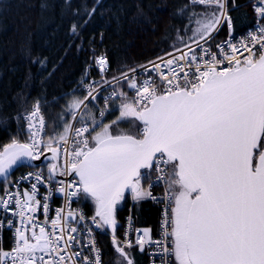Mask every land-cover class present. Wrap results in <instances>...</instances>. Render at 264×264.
Here are the masks:
<instances>
[{"label": "snow or ice", "instance_id": "6c2138e0", "mask_svg": "<svg viewBox=\"0 0 264 264\" xmlns=\"http://www.w3.org/2000/svg\"><path fill=\"white\" fill-rule=\"evenodd\" d=\"M191 3L213 9L190 17L194 26L188 39L203 55L198 56L196 49L185 44L188 51L177 48L179 55L170 52L166 53L169 58H158L160 63L150 62L162 86L150 78L138 82L135 69L130 70L132 76L123 73L135 97L130 99L127 93L114 89L105 97L100 115L116 97L120 100L119 116L111 124L101 125L89 113L94 125L91 131L81 117L82 127L65 123L63 131L45 144L39 136L44 121L38 105L34 106L26 117L28 142L13 139L0 151V176L6 177L13 166L24 161L40 160L43 151L58 160L63 149L64 165L49 164L47 181H54L57 175L78 177L68 183L60 181L56 191L66 201L82 193L95 202L92 224L97 229L112 230L115 251L126 264H134L125 251L133 246L127 239L128 232L123 243L115 236L117 205L125 199L126 191L134 203L152 199L166 205L162 239L153 241L148 228L136 230V244L141 251L146 244L154 243L160 254L173 255L177 264H264V26L250 35L252 47L241 41L248 52L247 56L241 53L242 59L237 58L240 49L236 45L228 43L229 53L217 45L221 60L204 49L200 41L210 39L225 21L231 30L225 0ZM256 12L264 17V0ZM256 45L260 47L258 56ZM224 61L229 66L218 68ZM96 62L104 71L106 57H98ZM88 88L83 99L73 98L67 105L73 118L76 110L86 108L85 101L97 98V87L90 84ZM129 118L143 125L138 135L112 133V125ZM37 120L38 127L34 123ZM153 167L159 174L156 180L151 177ZM33 177L36 183L30 191L7 193V198H0V209L20 218L14 247L10 251L0 248V264H80L82 253L72 251L73 244H80L74 235L79 229L69 220H83V214L70 207L66 212L57 209L50 222L52 231L38 225L33 214L40 207L45 214L48 212L51 193L41 204L37 185L46 183L42 174L28 173L20 180ZM145 179L150 182L148 189L142 185ZM158 182L166 184L162 198L153 196L150 190ZM130 221L131 217L129 230ZM8 224L11 227L12 221ZM37 227L39 232L35 231ZM91 231L89 228V243L84 247H91L94 259L84 256L83 264H101Z\"/></svg>", "mask_w": 264, "mask_h": 264}, {"label": "trees", "instance_id": "16d2710c", "mask_svg": "<svg viewBox=\"0 0 264 264\" xmlns=\"http://www.w3.org/2000/svg\"><path fill=\"white\" fill-rule=\"evenodd\" d=\"M251 1L225 0L232 28L222 23L207 41L213 45L230 31L238 33L251 26ZM211 10L189 0H0V149L13 139L25 140L22 114L34 100L40 102L46 118L45 141L62 132L73 117L67 105L73 98L83 99L81 83L98 74L94 59L99 52H104L109 62L107 77H119L191 41L188 38L194 25L190 17ZM127 82L114 81L97 95L99 100L108 90L129 93ZM86 108L96 120L93 103H87ZM80 112L78 124L81 117L83 123H92ZM116 112L111 105L103 124ZM24 168L20 166L0 181V192ZM85 196L82 194L81 204L92 214ZM134 210L138 226L155 228V205L140 201ZM116 217L121 222L122 208ZM98 240L103 264H113L116 251L112 240L104 234H99ZM127 253L134 264H145L142 253Z\"/></svg>", "mask_w": 264, "mask_h": 264}, {"label": "built area", "instance_id": "2783aa9c", "mask_svg": "<svg viewBox=\"0 0 264 264\" xmlns=\"http://www.w3.org/2000/svg\"><path fill=\"white\" fill-rule=\"evenodd\" d=\"M189 2L191 3V0H189ZM261 0H252L250 7L254 16V21L252 23L251 26L247 27L245 30L238 32V33H232L231 35L228 33L222 40L216 42L215 44L211 45L208 41H204L201 40L200 44L204 49H208V51L210 53H215L218 55V58L223 60L222 56H219V52L220 49L217 48V45H222L223 46V50L225 53H229L230 49L228 48V43L234 44L237 46L238 49H240V52L237 53V58H241V53L243 54V56H247L248 52H246L244 50V48L241 46V41H244L246 44H248L249 47H252L251 42H250V35L251 34H257L256 30L260 27V26H264V17H260L258 16L257 12H256V7L260 5ZM192 48L196 49V54L199 55H203V52L201 51L200 48H198L196 46V44L191 43L190 44ZM177 49V48H176ZM176 49L166 52V53H173L176 55H179L178 52H176ZM179 49L183 50V51H188L187 48H185V46L179 47ZM255 50H256V55H259L260 52V47L259 45L255 46ZM166 53L160 55L159 57H164L165 59L169 58L166 56ZM106 57L107 56L104 52H99L96 56H95V68L97 70V76L96 77H90L88 78V80L84 81L81 83L80 89L81 91H83L84 96L87 95V92L89 91L88 85H94L97 87V92H96V96L97 94L105 87H108L109 85H111L114 81L118 80L120 77H117L116 79H108L107 77V72L109 70V62L107 59V64L105 66V70L101 71L99 65L97 64V58L98 57ZM159 57L148 61L145 64L140 65L139 67L135 68L136 72H135V78L137 79L138 82H143L145 79H151L152 81H154V84L157 86H162L163 85V81L159 78V75L157 72L152 71L151 70V64L150 62H156V63H160V60L158 59ZM141 66H144L146 68L149 69V71H145L144 68H142ZM228 63L227 61H224V63L217 65L218 68H224V67H228ZM165 72H167V70H165ZM128 75L132 76V72H128ZM104 81H108L110 83L105 84ZM102 86V87H101ZM113 90H109L107 91V93L105 95H103L102 99L100 101H96L94 103L95 105V110H96V116L97 119L96 121L100 124L103 123V121L105 120L110 104L112 101L109 102L108 105V110L104 112V115L101 116L100 113L102 110L105 109V97L109 96L110 93H112ZM128 97L134 98L135 97V91L133 89H131V92L128 94ZM116 98L113 97L112 100ZM88 101H94L92 99H89L87 101H85V103H87ZM38 105L39 107V116L43 118L44 121V127L43 129L40 131V138H42L43 142L46 144L47 142L45 141V133H46V118L44 116L43 110L41 108L40 102L38 100H34L33 103L31 104L30 108L26 111L23 112L22 114V120L25 124V131H26V138L23 141H19V142H28L29 139V131H28V121L26 119V117L33 111L34 106ZM80 110H77V116L76 118H72L71 123L72 125H74L75 128H80L82 127V123L78 124L77 123V117L79 114ZM39 119V118H38ZM34 123L37 124V127L39 126L38 120L35 121ZM84 124H87V126L89 127L90 131L91 129L94 127V125L92 123L89 122H84ZM142 130V128H141ZM71 131V130H70ZM73 137H74V133H72ZM85 136L88 137L89 139V134L85 133ZM76 139H79L78 137H76ZM44 152V151H43ZM51 161H48L44 164H42L41 166L38 167H26L22 170H20L19 172H17L12 179L9 181L8 185L0 192V198H7V193H23L24 191H30L31 190V186L33 183H36L34 177L30 178L28 180H20L21 176H24L28 173H41L44 180L46 181L45 184H38V193H37V199H39L41 201V204H43L44 202V197L45 195H48L49 193H51V195L49 196L48 199V204H49V210L48 212L45 214V212L43 211V208L40 207L38 208V210L33 214L35 217V222L38 225H44L46 227V229L48 231H52L51 229V220L53 218H55L56 213H57V209H64V211L66 212L69 207L71 208V210H74L77 213H82L84 216L83 220H79L77 218V221H73V220H69V224L71 226L77 227L79 229L78 233H75L74 235H77L79 240H80V244L76 245L73 244L72 246V251L73 252H77L80 251L82 253L81 257L78 258L80 261V264H83V257L87 256L90 259H94V253L92 252L91 247H84V245L89 243V233H88V229L91 228V239L95 240V246L96 248L99 250L100 252V258H101V264H103V251H102V247L100 246L99 240H98V236L99 234H104L106 236H108L111 240L113 237V232L111 229H97L95 228V226L92 224V217H94L95 214H90L86 211V209L82 206V193L80 196L76 197V198H72L71 201H66L65 197L63 194L59 193L56 191L57 187L59 186V182L63 181L65 183L68 182H72V181H76L78 180L77 178L74 177H69V176H60V177H55L54 181H47V177H48V166L49 164H51ZM59 165L62 168L64 165V155H63V149H61V154L59 156ZM159 174L156 172L155 167H153L151 169V177L152 180H156L157 176ZM149 180H147V182H145L144 184V188L148 189L149 188ZM165 188H166V184L164 182H158L156 184V186L151 187V192L153 194V196L158 197V198H162L164 196V192H165ZM141 201H149L151 204L155 205L158 209V215H157V222L155 224V228L152 230L149 226L147 227H140L137 225L136 223V219H137V215L136 212L134 210V205L135 203L133 202L132 198H131V194L130 192L126 191L125 193V201H124V205L122 208L123 211V218L121 220V222H119V224L117 225V229L115 232V236L116 238L121 241V243H123V241L125 240V233L126 231L128 232L127 235V239L131 241L132 243V247L131 248H126L125 251H132L135 250L139 253H142L145 257V264H174V256L173 255H169L167 257L163 256L162 254H160L159 249L157 248V246L152 243V244H146L144 246V250L141 251L139 246L136 244V238H137V229H144V228H148L150 229V237L153 241L156 240H160L162 239V220H163V213L165 210V203L161 200L160 202L154 201L152 199H144ZM11 208H15V203L13 202L11 205ZM171 210V206H168V212L170 213ZM129 217H131V229L129 230ZM19 217L18 216H14L12 214V212H4L2 209H0V248H2L4 251H10L13 247H14V243H15V239H14V233L16 231V228L19 226L18 222H19ZM12 221V226L9 227L8 222ZM35 231L39 232V228L37 227L35 229ZM169 247H171V244L169 242L168 244Z\"/></svg>", "mask_w": 264, "mask_h": 264}, {"label": "rangeland", "instance_id": "374dc122", "mask_svg": "<svg viewBox=\"0 0 264 264\" xmlns=\"http://www.w3.org/2000/svg\"><path fill=\"white\" fill-rule=\"evenodd\" d=\"M228 16V15H227ZM229 17V16H228ZM225 23L227 24V21H225ZM192 43V41H189L188 43H184V44H182V45H176L177 47L176 48H179V47H182V46H184L185 44H191ZM176 48H173V49H170V50H168L167 52H169V51H172V50H174V49H176ZM166 53V52H165ZM164 54V53H163ZM159 57V56H158ZM119 79H124V78H122V77H120ZM118 79V80H119ZM127 84H128V82H127ZM118 99V98H117ZM114 100L113 101V103H112V106L114 107V110H116L117 109V112H116V114H114L113 115V117H112V119L109 121V122H107V123H105V124H111L112 123V121L113 120H115L118 116H119V104H120V100L118 99V100ZM99 100V98H98V96H97V98L96 99H94V101H88L87 103H89V102H91V103H93V106L95 107V105H94V103L96 102V101H98ZM100 101V100H99ZM87 103H85V105L87 104ZM77 111V110H76ZM81 111V110H80ZM79 111V112H80ZM81 113V112H80ZM79 113V114H80ZM82 114L84 115V116H89L88 114H89V112L87 111V108H85L83 111H82ZM79 116V115H78ZM78 118V117H77ZM70 123H71V121H70ZM69 123V124H70ZM103 124V123H102ZM141 128H142V124L140 123V122H137V123H135L134 122V118H129V119H126V120H122V121H120L119 123H117V124H114V125H112V127H111V131H112V133L113 134H118V133H120V132H125V133H128V134H131V135H133V136H136V135H138V133L141 131ZM100 129L99 128H97L96 129V131H99ZM93 135H94V133H93ZM90 140H91V138H90ZM7 144H9V143H6L5 145H7ZM5 145H3V146H5ZM145 182H147V179H145V180H143L142 181V185L144 186V184H145ZM85 199L88 201V202H90V204L92 205V212H94L95 211V202L90 198V197H85ZM122 202H123V200L120 202V204H118L117 205V208L119 207V206H121L122 205ZM94 214H95V212H94ZM117 219V218H116ZM112 262H113V264H126V261H124V259L116 252L115 253V255H114V258H113V260H112ZM174 264H177V262H176V260H175V257H174Z\"/></svg>", "mask_w": 264, "mask_h": 264}, {"label": "water", "instance_id": "95a60500", "mask_svg": "<svg viewBox=\"0 0 264 264\" xmlns=\"http://www.w3.org/2000/svg\"><path fill=\"white\" fill-rule=\"evenodd\" d=\"M141 123V122H140ZM22 143V142H21ZM8 145V144H7ZM6 146V145H5ZM4 148V146L0 149V151H2ZM46 161H52L53 163H58L59 164V158L58 160H52L51 159V153L48 151H44L43 155L41 156L40 160H35V161H24L23 164L18 165V166H13V168L9 171L8 175L6 177L4 176H0V181L6 179L11 173H13L17 168H19L20 166H28V167H37L43 163H45ZM56 177H60L59 175H57ZM71 177H75L78 179V177H76L75 175H71L69 176Z\"/></svg>", "mask_w": 264, "mask_h": 264}, {"label": "bare ground", "instance_id": "6f19581e", "mask_svg": "<svg viewBox=\"0 0 264 264\" xmlns=\"http://www.w3.org/2000/svg\"><path fill=\"white\" fill-rule=\"evenodd\" d=\"M156 58H157V57H156ZM152 60H153V59H152ZM150 61H151V60H150ZM145 63H147V62H145ZM145 63H143V64H145ZM141 65H142V64H141ZM139 66H140V65H139ZM139 66H137V67H139ZM137 67H135V68H137ZM135 68H133V69H135ZM128 72H130V70L127 71L126 73H128ZM129 76H130V75H129ZM85 81H86V80H85ZM83 82H84V81H83ZM80 86H81V85H80ZM103 89H104V88H103ZM103 89H102V90H103ZM102 90H101V91H102ZM101 91H100V92H101ZM108 91H109V90H108ZM100 92H99V93H100ZM99 93H98V94H99ZM106 93H107V91H106L105 93H103V95H105ZM98 94H97V95H98ZM127 96H128V93H127ZM102 97H103V96H102ZM115 99H117V98H114V99L112 100V102H113ZM112 102H111V104H110L109 110H110V108H111ZM109 110H108V111H109Z\"/></svg>", "mask_w": 264, "mask_h": 264}]
</instances>
